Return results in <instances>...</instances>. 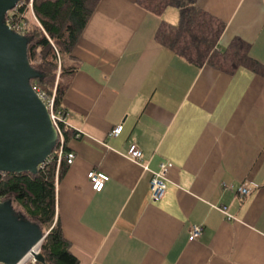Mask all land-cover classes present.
I'll list each match as a JSON object with an SVG mask.
<instances>
[{"label": "crops", "instance_id": "0c3cea01", "mask_svg": "<svg viewBox=\"0 0 264 264\" xmlns=\"http://www.w3.org/2000/svg\"><path fill=\"white\" fill-rule=\"evenodd\" d=\"M197 5L226 23L218 49L241 39L264 65V0ZM163 21L177 25L179 9L157 16L137 0H101L74 47L80 66L63 105L81 135L56 183L64 234L78 264H264V76L189 62L157 40ZM163 162L167 192L155 201ZM93 169L110 177L100 192Z\"/></svg>", "mask_w": 264, "mask_h": 264}, {"label": "trees", "instance_id": "16d2710c", "mask_svg": "<svg viewBox=\"0 0 264 264\" xmlns=\"http://www.w3.org/2000/svg\"><path fill=\"white\" fill-rule=\"evenodd\" d=\"M101 0H20L10 10L5 21H20L25 25L27 57L40 76L31 84L49 98H54L57 111L65 112L63 100L73 75L80 66L74 47ZM198 0H137L143 9L162 16L168 7L179 9L177 25L163 21L156 33L157 40L189 62L234 74L246 67L264 76V65L250 56L249 45L234 39L225 49H218L226 23L198 7ZM64 156L58 163L60 140L51 157L36 173L0 170V202H10L13 213L36 223L43 234L40 251L44 264H78L72 243L64 234L57 216L56 183L69 168L66 154L75 131L62 123ZM3 264V263H2ZM25 264H32L27 262ZM36 264H42L36 262Z\"/></svg>", "mask_w": 264, "mask_h": 264}, {"label": "water", "instance_id": "95a60500", "mask_svg": "<svg viewBox=\"0 0 264 264\" xmlns=\"http://www.w3.org/2000/svg\"><path fill=\"white\" fill-rule=\"evenodd\" d=\"M20 0H0V170L36 173L53 149L59 135L45 101L31 84L40 76L27 57V38L5 21ZM46 234L31 221L13 213L10 202H0V263L20 264Z\"/></svg>", "mask_w": 264, "mask_h": 264}, {"label": "built area", "instance_id": "2783aa9c", "mask_svg": "<svg viewBox=\"0 0 264 264\" xmlns=\"http://www.w3.org/2000/svg\"><path fill=\"white\" fill-rule=\"evenodd\" d=\"M8 24L17 33L23 34L25 31V25H24V23H22L20 21L11 20V21H8ZM38 93L41 96V98L45 101V103L48 107V110L50 112L52 122H53V124H54V126L58 132V135H59V140H60L61 145H60V149L58 152V163L60 164L61 159L65 154L64 148H63L64 134H63V131L61 128V124L64 123L68 126L67 119H66V113L62 112V111H57L55 109L53 97L49 98L48 96H46L45 93H40V92H38ZM122 129H123V126L120 125L112 131V134L118 135L119 133H121ZM80 135H81L80 132L75 133L76 137H79ZM128 154L133 159L140 160L143 156V151L141 149H139L136 145H132L129 149ZM49 157H51V156H49ZM66 157L68 160H72V159H74L75 155L73 152H68L66 154ZM170 169H171V163L163 162V163H161L160 167L153 173V176H152L151 181H150L151 199L152 200L159 201V200L163 199L164 196L166 195L167 187H168L167 180H168V175H169ZM88 177H89L90 182L92 184L93 190L96 192L102 191L104 189L106 183L110 179L109 175H107L106 173H104L102 171L94 170V169L88 173ZM227 188L235 189V187L233 185L227 186ZM236 191L240 195L244 196V195L250 194L251 188L248 185H240L239 187H236ZM222 211L226 214L227 219L234 218V216L228 212V209L226 206L222 207ZM201 233H202L201 225L195 224L191 228L190 238L191 239H197L198 237H200ZM31 262H32V264H36L37 261L34 257H32ZM0 264H2V263H0Z\"/></svg>", "mask_w": 264, "mask_h": 264}, {"label": "bare ground", "instance_id": "6f19581e", "mask_svg": "<svg viewBox=\"0 0 264 264\" xmlns=\"http://www.w3.org/2000/svg\"><path fill=\"white\" fill-rule=\"evenodd\" d=\"M39 245H40V244H38L37 246H35V248H34L35 251H39ZM32 257H33L32 253L27 254V255L23 258V260L21 261L20 264L24 263V262H25L26 260H28V259H31Z\"/></svg>", "mask_w": 264, "mask_h": 264}, {"label": "rangeland", "instance_id": "374dc122", "mask_svg": "<svg viewBox=\"0 0 264 264\" xmlns=\"http://www.w3.org/2000/svg\"><path fill=\"white\" fill-rule=\"evenodd\" d=\"M40 248H41V244L39 245V250H40ZM31 260H32V258L31 259H28V260H26L24 263H22V264H25V263H27V262H31Z\"/></svg>", "mask_w": 264, "mask_h": 264}]
</instances>
